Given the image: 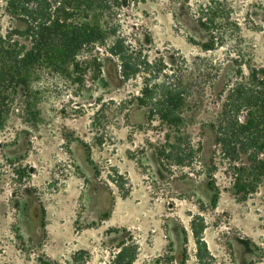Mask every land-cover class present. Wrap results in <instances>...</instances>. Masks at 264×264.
<instances>
[{"label":"rangeland","instance_id":"374dc122","mask_svg":"<svg viewBox=\"0 0 264 264\" xmlns=\"http://www.w3.org/2000/svg\"><path fill=\"white\" fill-rule=\"evenodd\" d=\"M109 5L91 17L109 41L82 52L78 83L34 65L30 90L14 93L0 128V264H112L130 238L136 249L126 251L125 264H264V183L243 199L235 195L234 167L249 159L242 152L227 159L215 141L230 58L238 53L264 67V0ZM11 10L0 0V32L28 45ZM200 18L218 37L213 49L201 47ZM116 39L162 60L188 85L181 131L200 146L192 163L157 158L168 129L148 122L133 100L141 78L123 79L119 59L105 51Z\"/></svg>","mask_w":264,"mask_h":264},{"label":"trees","instance_id":"16d2710c","mask_svg":"<svg viewBox=\"0 0 264 264\" xmlns=\"http://www.w3.org/2000/svg\"><path fill=\"white\" fill-rule=\"evenodd\" d=\"M113 1L117 3L118 0H7V5L12 7L9 14L25 24V31L16 33L28 39L29 44L13 39L9 32H0V128L10 112L17 88L21 86L25 94L30 90L27 79L30 67L44 66L78 83L75 75L81 68L82 52L109 41L110 32L91 22V17L106 15ZM197 21L207 32L201 47L213 49L218 37L201 18ZM105 51L119 59L123 79L141 78L139 93L133 100L145 110V119L150 123L158 120L160 126L168 129L164 142L155 148L157 158L168 166L192 163L200 146L194 147L181 131V111L188 89L182 76L171 75L174 70L167 68L162 60H148L140 51L118 39L111 40ZM230 61L233 71L222 83L219 93L220 97L224 94V101L222 118L215 126V141L231 161H237L241 152L247 154L249 164L234 167L232 173L234 194L243 199L256 185L264 183V67L245 64L238 53ZM221 65L215 63L216 67ZM208 186L213 191L211 203L215 205L217 188L212 181ZM191 228L197 240V252H200L201 236L194 223ZM130 247L136 249L132 238L127 246L120 247L111 263L125 264V253ZM135 256L133 252L129 263Z\"/></svg>","mask_w":264,"mask_h":264}]
</instances>
